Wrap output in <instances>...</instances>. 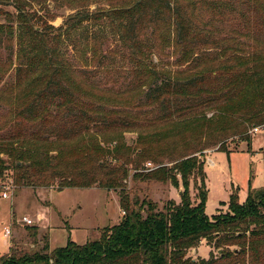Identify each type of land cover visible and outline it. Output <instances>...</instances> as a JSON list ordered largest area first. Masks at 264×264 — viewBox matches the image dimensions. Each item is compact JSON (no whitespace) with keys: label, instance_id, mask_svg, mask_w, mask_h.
Listing matches in <instances>:
<instances>
[{"label":"trees","instance_id":"obj_1","mask_svg":"<svg viewBox=\"0 0 264 264\" xmlns=\"http://www.w3.org/2000/svg\"><path fill=\"white\" fill-rule=\"evenodd\" d=\"M49 1L72 12L58 28L50 23L56 16L37 10ZM104 1L107 10L92 11L90 6L101 4L99 0H0V51L8 55L0 59V85L17 47L15 81L0 88V103L12 112L4 129L14 126L0 136V181L13 168L15 183L22 186L49 188L60 180L59 190L120 189L124 217L105 228L98 241H69L51 253L49 244L34 254L13 251L0 257V264H264V189L250 187L244 204L237 191L232 192L230 213L210 220L201 160L212 147L229 153L225 141L237 136L248 140L252 128L264 126V39L253 38L255 22L242 17L241 27L219 38L215 21H226L237 11L230 5L232 11L224 13L219 1ZM242 1L262 13L258 15L264 26V0ZM254 3L259 7L251 6ZM199 6L216 12V17H198ZM103 17L121 44L109 54L126 55L134 65L133 84L118 92L87 84L69 57L70 48L74 55L91 51L93 63L106 57L101 33L86 29ZM168 45L175 67L183 70L168 72L155 63L156 54ZM132 108L156 110L157 117L141 125L128 113ZM164 121L174 124L172 138L180 127L185 129L176 136L188 150L180 160L173 158L178 148L159 146L162 131L140 134L135 147H127L123 137L108 147L114 141L111 133L153 128ZM36 125L38 130L33 129ZM210 130L214 142L193 149ZM188 133L192 137H186ZM194 136L199 141L194 142ZM157 156L170 160L165 163ZM132 173L133 181L183 187L180 204L173 201L159 210L147 196L131 198L126 186ZM203 240L213 244L217 254L188 258L189 250Z\"/></svg>","mask_w":264,"mask_h":264},{"label":"rangeland","instance_id":"obj_2","mask_svg":"<svg viewBox=\"0 0 264 264\" xmlns=\"http://www.w3.org/2000/svg\"><path fill=\"white\" fill-rule=\"evenodd\" d=\"M99 1L101 4L93 3L90 6L92 11L108 9L104 0ZM213 1H219L222 4L221 7L224 13L228 14L232 11L230 5L237 10L230 14L228 20L223 22H219V20L218 22L215 21L218 27L217 37L230 36L237 26L242 25V17H250L256 24V28L254 26L251 27L253 29V38L263 42L264 26H262L261 15H258L262 14L261 12L256 14L253 11L254 8L248 7V3L242 0ZM251 6L259 7L257 3L251 4ZM199 7L201 10L196 12L198 17H205L206 19L208 17H216V12L211 10L212 14H210L209 8L203 9V6ZM37 10L43 16L48 14L56 16L55 20L50 22L56 28L62 26L67 16L72 14L69 10L55 8L54 4L50 1L43 10H40L39 7H37ZM243 13L246 16H241ZM103 19L95 25L92 23L86 26V29L101 33L102 50L105 55L107 54L106 57L93 63L91 62L93 57L91 51L87 50L85 52L83 50V52L81 51L79 54L74 55L71 48L69 57L72 59L74 69L80 75L84 74L83 76L86 77L85 82L87 84L92 85L96 90L118 92L133 84L134 75L132 74V70L134 65L124 58L126 55L109 54L111 51H119L121 44L110 20L104 17ZM68 43L70 42L68 41ZM16 53L17 47L15 48L14 56L10 58L13 60V65L5 75L0 88L4 85L5 87L11 86L15 81ZM158 53L154 61L160 69L168 72L183 70L181 68L178 69L174 65L176 57L173 54L172 46L168 45L164 49L162 47ZM7 57L8 55L5 52L0 51V59L2 61L8 59ZM88 100L89 102L91 101L90 99ZM102 100L104 101V99ZM97 103L100 104L101 102L97 101ZM149 112V108L141 112L139 109L132 108L128 113L133 116L132 118L135 117L141 125L147 126L148 119L152 120L157 117L156 110ZM11 113L9 107L0 103V136H6L14 129L12 124L4 129V126L7 123L9 124V120L12 119ZM212 115L213 112L209 111L207 117L210 118ZM140 117L142 120H140ZM146 126L141 129L120 130L118 134L111 133L110 137L114 141L108 147L112 149L116 145L117 141L115 142V139L118 137H121V139L123 137V142L127 147H135L140 134L162 131L163 138H161L162 142L159 143V146L168 147L169 149L172 147L178 148L173 155V158L176 160H180L181 157L188 154V150L182 149V142L176 138V136L179 137V131L185 130L184 128L180 127L174 138H172L171 134L173 133L174 124L171 122H160L154 125L153 128ZM39 128L40 125H36L33 129L38 130ZM187 136L192 137L190 133ZM197 137L199 138V136ZM248 137V140L245 141L243 137L239 136L225 141L223 147L229 153L222 151V149L219 150L218 146L204 151L201 160L204 161L205 185L208 191L206 214L210 220H213L216 216L230 213L228 205L232 192L237 191L239 202L244 204L250 187L255 191L264 189V134L262 132L256 135L249 133ZM194 139V142L199 141L195 136ZM214 140L215 138L212 136L210 130L209 135L205 134L202 136L201 141L196 142L193 149L198 150L205 144L208 146ZM198 156L201 155L198 154ZM157 157L165 163H168L170 160V158ZM132 175L133 173L128 179L126 186V191L130 194L131 198L135 194L141 200L147 196L149 200L157 204L159 210H164L173 201L180 204L181 197L184 194L183 187L175 188L170 182L133 181ZM15 182L13 168H10L6 172L4 179L0 181V197L5 186L14 185V191L10 194L9 200L0 198V257L8 256L13 251L30 254L44 252L46 244H49L48 253H51L57 248L66 246L69 241L77 245L98 241L105 228L118 225L124 217L123 210L120 207V189L68 188L59 190L61 186L60 180L49 188H33L22 186ZM190 191L193 202H196L197 191L194 188L193 181L191 182ZM39 216L42 217L41 221L38 220ZM23 217L33 219L34 225L27 226L21 223ZM9 226L12 228V236L10 239H4V228ZM34 232L35 235H33ZM235 249L237 247H230L231 251ZM211 252L217 254L214 245L203 240L197 249L189 250L187 257L195 261L209 259Z\"/></svg>","mask_w":264,"mask_h":264},{"label":"built area","instance_id":"obj_3","mask_svg":"<svg viewBox=\"0 0 264 264\" xmlns=\"http://www.w3.org/2000/svg\"><path fill=\"white\" fill-rule=\"evenodd\" d=\"M263 133L264 134V126H259V127H254L250 130V134L252 135H256L258 133ZM147 167H151V164H148ZM14 191V185H7L4 187L3 193L1 195V199L3 200H9L10 199V194H12V192ZM38 220H42V217L39 216ZM21 223L27 225V226H33L34 225V220L28 217H23L21 220ZM12 236V228L9 227H5L4 228V234H3V238L4 239H10Z\"/></svg>","mask_w":264,"mask_h":264}]
</instances>
